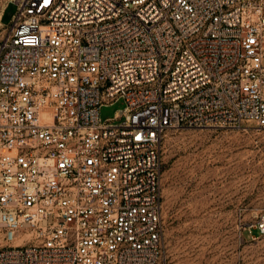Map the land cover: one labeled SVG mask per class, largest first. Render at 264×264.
<instances>
[{
    "label": "built area",
    "instance_id": "obj_1",
    "mask_svg": "<svg viewBox=\"0 0 264 264\" xmlns=\"http://www.w3.org/2000/svg\"><path fill=\"white\" fill-rule=\"evenodd\" d=\"M11 3L0 264H165L166 134L264 130V0ZM254 228L264 236V212Z\"/></svg>",
    "mask_w": 264,
    "mask_h": 264
},
{
    "label": "rangeland",
    "instance_id": "obj_2",
    "mask_svg": "<svg viewBox=\"0 0 264 264\" xmlns=\"http://www.w3.org/2000/svg\"><path fill=\"white\" fill-rule=\"evenodd\" d=\"M11 2L0 0V41L17 10ZM123 107H102L101 121ZM160 197L165 264H264V236L254 228L264 212V130L245 123L168 132Z\"/></svg>",
    "mask_w": 264,
    "mask_h": 264
},
{
    "label": "crops",
    "instance_id": "obj_3",
    "mask_svg": "<svg viewBox=\"0 0 264 264\" xmlns=\"http://www.w3.org/2000/svg\"><path fill=\"white\" fill-rule=\"evenodd\" d=\"M4 14V13H3Z\"/></svg>",
    "mask_w": 264,
    "mask_h": 264
}]
</instances>
